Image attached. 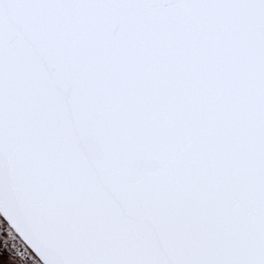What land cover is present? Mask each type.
Wrapping results in <instances>:
<instances>
[{"label": "snow or ice", "instance_id": "snow-or-ice-1", "mask_svg": "<svg viewBox=\"0 0 264 264\" xmlns=\"http://www.w3.org/2000/svg\"><path fill=\"white\" fill-rule=\"evenodd\" d=\"M0 264H264V0H0Z\"/></svg>", "mask_w": 264, "mask_h": 264}]
</instances>
